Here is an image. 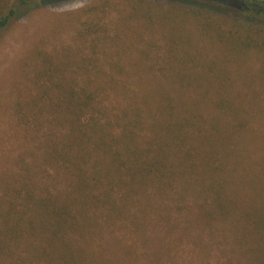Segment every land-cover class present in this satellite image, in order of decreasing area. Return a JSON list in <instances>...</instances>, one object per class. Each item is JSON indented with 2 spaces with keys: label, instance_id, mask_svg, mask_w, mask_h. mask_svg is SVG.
<instances>
[{
  "label": "rangeland",
  "instance_id": "1",
  "mask_svg": "<svg viewBox=\"0 0 264 264\" xmlns=\"http://www.w3.org/2000/svg\"><path fill=\"white\" fill-rule=\"evenodd\" d=\"M25 1L23 8H37L12 19L0 33V230L8 203H15L21 214L33 208L27 193L35 200L63 197L76 181L72 174L79 148L66 138L78 136L76 121L82 119L85 125L92 110L77 115L58 101L48 89L51 74L52 84L57 80L67 86L73 80L87 90L98 88L100 106L93 116L113 135L124 128L122 113L139 107L146 119L138 126L145 150L153 140L148 125L169 119L170 96L177 103L175 114L182 112L183 103L201 100L236 105L240 117L230 108L221 112L231 133L240 119L249 127L243 138H236L235 169L233 164L228 167L235 181L225 186L220 206L213 205L214 191L206 200L210 214L200 210L205 198L192 190L182 193L183 181L173 182L175 187L163 194L147 182L134 185L130 179L110 182L101 177L92 190L96 198L78 219L82 225L85 217L95 223L85 235L69 231L83 250L113 264H264V53H240L224 45L244 39L245 33L230 21L216 29L203 18L186 16L172 8L185 5L176 2L153 0L162 10L152 14L143 6L152 14L143 18L125 0H66L46 6H40L41 0ZM254 1L247 12L204 5L264 23V0ZM16 3L21 2L0 0V17ZM254 38L264 50L263 38ZM184 74L199 80H187ZM153 89L160 96L144 105V96ZM82 166L89 171V159ZM18 213H12L13 219ZM39 232L41 236L30 238L31 246L53 238ZM27 252L16 243L15 255L1 253L0 264H30Z\"/></svg>",
  "mask_w": 264,
  "mask_h": 264
},
{
  "label": "trees",
  "instance_id": "2",
  "mask_svg": "<svg viewBox=\"0 0 264 264\" xmlns=\"http://www.w3.org/2000/svg\"><path fill=\"white\" fill-rule=\"evenodd\" d=\"M62 1L66 0H41L40 6ZM125 1L132 5L131 9L135 14L139 15L141 13L143 18L145 16L148 18V14L152 16L157 10H162L161 6L153 5V0ZM166 1L181 5L185 4L181 7L174 4L172 8H177L178 11L184 12L186 16L203 18L209 25L215 26L216 29L220 28L222 23L226 24L225 22L230 21L234 24L233 28L236 31L241 30L245 33V37L234 41L226 40L222 42L224 45H229L240 53L251 51V49L264 53L260 44L261 40L254 38V35L258 34L264 40V23L255 20V18L251 19L237 13L216 10L204 5L208 3L216 4L228 9L239 7L242 11L247 12L248 10L252 11L250 7L256 3L254 0ZM20 2L19 4L17 2L13 8L0 17V33L12 19L22 18L37 8H23L24 4L22 2L26 1L20 0ZM143 6L147 7L152 14L144 11ZM198 19L195 20L198 21ZM215 21H217V24ZM218 32H221V29ZM174 76L180 78V75L175 74ZM184 76L187 77V80H199L198 77L192 75L184 74ZM48 77L47 82L51 83L48 89L55 92L58 101L66 102L68 108L78 113L77 115H83L85 112L92 110V116L85 125L80 124L82 119L76 121L78 127L75 129L78 136L73 139L66 138V141H70L72 146H74V143L79 148V153H76V163L73 164L74 172L72 174V180L75 178L76 181L72 183L70 191L65 193L63 197H41L35 200L32 193H27L26 201L33 203V208L28 206L21 214L18 213L19 211L15 206H12L13 202L8 203L7 211L10 209L9 214L4 219V228L0 230V254L8 252L10 255H15L17 243L19 246L23 245L27 249V253L31 255L30 264H90L94 261L96 264H113L112 261H106L107 259L101 256L97 257L86 252L79 246L75 238L69 237V231L72 230L75 232L78 230L85 235L87 226L95 223L93 219H89L90 222H88L85 217L84 225H82L78 222V219L85 216L87 206L91 204L92 199L96 198L93 196L92 190L97 189L98 185L102 183L101 177H105L110 182H114L115 178L122 181L130 179V182L134 185H138L140 181L147 182L150 183L149 186H155L157 193L163 194L174 188L175 183L173 182L179 180L176 184L181 181L185 182L182 193L185 194L192 190L197 198H205L200 205L203 214L213 212L206 206V200L213 191L216 195V202L214 200L213 205L220 206L222 192L228 185L232 186V182L235 181L234 171L231 173L228 167L233 164V169H235L236 166L234 163V150L239 145L236 138L239 136L243 138L249 128L247 127V121L240 119L236 123V132L231 133L230 124L221 112L225 111L226 108H230L234 110L233 113L236 117H240L239 107L236 105L227 106L220 102L208 103L206 100H201L193 103H183L180 108L182 112L175 114L174 107L177 106V103L170 96V100H167L166 104L168 115L166 111L164 114L169 119L163 118L148 125L153 131V140L150 147L145 150V145L140 143L138 129L142 128L143 124L146 123V119L142 118L143 114L139 107L127 109L122 113L121 121L125 123L124 128L121 133L113 135L111 129L109 131L107 126L100 123V118L93 116L97 115L98 98L101 96V91L98 88L87 90L80 87L73 80L67 86L62 85L57 80L52 84L50 78L53 75L48 74ZM57 78L56 75L55 79ZM160 90L165 93L167 88L163 87ZM157 95L160 96L158 90L153 89L150 94L147 92L143 98L144 105H149L155 98L158 99ZM216 113V116H210L207 119L205 117V114L212 115ZM206 125L210 128H206ZM206 129L211 130L207 133ZM233 134H236L235 143L233 141L234 136L232 137ZM59 156H61V152L58 151L55 157L59 158ZM86 159H89V163H91L89 171L82 166L86 164ZM13 212H17L20 216L13 219ZM216 212L214 211L215 214ZM23 219L28 221L23 223ZM24 224L27 227L22 231ZM41 229L45 234H51L53 238L49 241L41 238L39 244L46 241L43 246L37 243L33 244L35 246H31L30 238L34 234L41 236L39 232Z\"/></svg>",
  "mask_w": 264,
  "mask_h": 264
}]
</instances>
